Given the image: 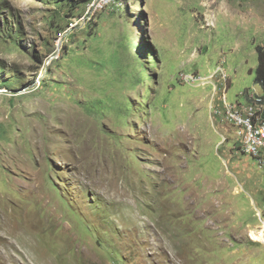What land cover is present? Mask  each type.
<instances>
[{"label": "rangeland", "instance_id": "1", "mask_svg": "<svg viewBox=\"0 0 264 264\" xmlns=\"http://www.w3.org/2000/svg\"><path fill=\"white\" fill-rule=\"evenodd\" d=\"M91 1L0 0V264H264V0Z\"/></svg>", "mask_w": 264, "mask_h": 264}, {"label": "built area", "instance_id": "2", "mask_svg": "<svg viewBox=\"0 0 264 264\" xmlns=\"http://www.w3.org/2000/svg\"><path fill=\"white\" fill-rule=\"evenodd\" d=\"M118 0H92L87 7L86 14H94L105 8L116 5ZM86 22V17L72 22L70 25L58 32L55 52L60 55L63 44L67 37L78 24ZM196 79L192 74H186L184 81L193 82ZM240 99L235 103L229 102L227 92L222 97L224 116L229 123L239 128L242 136V152L253 157L259 166L264 169V98L254 92L241 93Z\"/></svg>", "mask_w": 264, "mask_h": 264}, {"label": "trees", "instance_id": "3", "mask_svg": "<svg viewBox=\"0 0 264 264\" xmlns=\"http://www.w3.org/2000/svg\"><path fill=\"white\" fill-rule=\"evenodd\" d=\"M256 51L258 55V66L255 70V82L261 86L264 98V47L258 46Z\"/></svg>", "mask_w": 264, "mask_h": 264}, {"label": "bare ground", "instance_id": "4", "mask_svg": "<svg viewBox=\"0 0 264 264\" xmlns=\"http://www.w3.org/2000/svg\"><path fill=\"white\" fill-rule=\"evenodd\" d=\"M251 236H252V238L254 240L262 241V237L264 236V234L263 233L252 232Z\"/></svg>", "mask_w": 264, "mask_h": 264}, {"label": "crops", "instance_id": "5", "mask_svg": "<svg viewBox=\"0 0 264 264\" xmlns=\"http://www.w3.org/2000/svg\"><path fill=\"white\" fill-rule=\"evenodd\" d=\"M261 93H263V90H262V92H261ZM261 93H260V94H261Z\"/></svg>", "mask_w": 264, "mask_h": 264}]
</instances>
